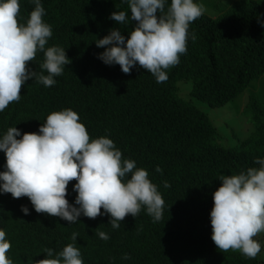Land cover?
I'll return each mask as SVG.
<instances>
[{
    "label": "clouds",
    "instance_id": "1",
    "mask_svg": "<svg viewBox=\"0 0 264 264\" xmlns=\"http://www.w3.org/2000/svg\"><path fill=\"white\" fill-rule=\"evenodd\" d=\"M31 2L35 7L26 23H21L19 0H0V162L6 156V165L0 168V211L4 204L0 212V264H13L14 244L21 239L38 248L39 256L30 264H84L76 244L80 224L107 214L110 224L106 229H118L128 215L135 218L142 207L156 222L162 219L164 200L148 171L137 168L134 160L124 159L111 139L90 137V126L82 117L86 120L93 101L76 97L69 106L49 105L51 94L47 90L56 86L54 78L62 75L71 61L66 49L46 48L52 27L43 19L40 0ZM96 2L90 7H75L68 20L76 21L74 12L77 21L87 19L81 28L87 29L93 40L90 51L109 71L126 79L150 77L151 103L171 98L175 111L190 115L198 111L210 118L183 99L189 95V85L180 88L181 82L191 83L193 99L219 108L264 76V69L250 73L241 62L233 99L210 107L208 101L197 97L198 93L207 97L208 92H216L203 82L205 64L199 75L177 83L175 97H164L163 88L176 80L183 59L197 40L193 27L205 12L203 5L194 0H127L131 12L127 13L111 7L96 9ZM244 112L250 116L251 131L236 145L251 135L255 123L260 126L264 99L250 96ZM255 164L259 167L219 177L221 186L212 194L211 239L221 252L239 251L249 259L257 255L262 259L264 248L255 237L264 232V159L257 158ZM155 170L162 172L159 166ZM72 181H76L73 191L77 195L69 203L67 189ZM164 187L170 184L165 181ZM20 198L23 203L17 202ZM29 215L46 223L26 232L24 221ZM97 235L105 241L110 238L98 228ZM9 250L10 259L6 255ZM122 258L130 259L127 254Z\"/></svg>",
    "mask_w": 264,
    "mask_h": 264
},
{
    "label": "trees",
    "instance_id": "2",
    "mask_svg": "<svg viewBox=\"0 0 264 264\" xmlns=\"http://www.w3.org/2000/svg\"><path fill=\"white\" fill-rule=\"evenodd\" d=\"M95 1L40 0L45 10L43 19L51 25L53 33L46 48L66 49L71 61L64 66L63 74L54 78L56 86L47 90L51 94L48 103L60 108L69 106L76 97L93 101L86 120L82 117L90 126V137L111 139L124 159H132L137 168L146 169L162 195L164 209L162 219L154 222L142 207L135 218L128 215L118 229L112 226L106 229L110 224L107 214L88 218L80 224L76 239L84 264H264L258 255L249 259L239 251L221 252L211 239L210 221L212 194L221 186L219 177L259 167L255 160L264 159V115L260 126L255 123L246 140L227 148L219 143L218 130L210 118L202 113L175 111L171 98L151 103L153 80L145 76L126 79L109 71L90 51L93 40L89 31L81 28L88 23L87 19L77 21L78 14L74 12L76 21L68 20L67 15L76 11L75 7H90ZM204 1L213 2L194 0L198 4ZM19 3L20 22L26 23L35 5L31 0ZM214 3L213 15L203 14L197 19L200 22L192 33L197 40L187 59H183L176 80L163 88L164 97H175L179 90L177 83L199 75L206 64L203 82L216 92H208L207 97L198 93L197 97L208 101L210 107L222 106L233 99L241 62L250 73L264 69V0H214ZM109 7L130 12L127 0L96 2V9L105 11ZM157 166L162 172H156ZM165 181L170 187H164ZM75 183L68 185L69 203L77 195L73 191ZM25 200L32 205L27 197ZM17 202L23 203L24 199ZM45 223L29 215L23 230H37ZM97 228L110 238L100 239ZM125 254L130 259H123ZM38 256V248L32 247L27 239L15 242L13 264H30Z\"/></svg>",
    "mask_w": 264,
    "mask_h": 264
},
{
    "label": "rangeland",
    "instance_id": "3",
    "mask_svg": "<svg viewBox=\"0 0 264 264\" xmlns=\"http://www.w3.org/2000/svg\"><path fill=\"white\" fill-rule=\"evenodd\" d=\"M200 4L205 8L204 14L213 15L214 10H216L214 0L212 3L204 1ZM186 84L189 85V95L187 98L185 97L183 99L209 115L214 126L218 130L219 143L221 145L227 148L235 147L239 140L249 135L251 131V120L250 116L244 112V104L249 101L252 95L264 99V76L253 82L235 100L219 108H209L205 103L193 99L191 97L192 85L190 82H181L180 88ZM255 238L260 243L261 249L264 248V232H261ZM260 253L263 255L262 259H264V250Z\"/></svg>",
    "mask_w": 264,
    "mask_h": 264
},
{
    "label": "bare ground",
    "instance_id": "4",
    "mask_svg": "<svg viewBox=\"0 0 264 264\" xmlns=\"http://www.w3.org/2000/svg\"><path fill=\"white\" fill-rule=\"evenodd\" d=\"M42 109H37V111H40ZM20 130V127H17ZM6 165V156L4 157V159L0 162V168ZM7 197V196H6ZM4 209V204H2L1 206V211ZM3 226V221H2V217H0V228ZM8 256V258H11V254H10V250L9 252L6 254ZM46 258V256L42 257V259Z\"/></svg>",
    "mask_w": 264,
    "mask_h": 264
}]
</instances>
